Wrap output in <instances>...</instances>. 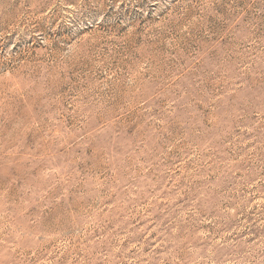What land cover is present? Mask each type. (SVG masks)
Listing matches in <instances>:
<instances>
[{"label":"rangeland","instance_id":"1","mask_svg":"<svg viewBox=\"0 0 264 264\" xmlns=\"http://www.w3.org/2000/svg\"><path fill=\"white\" fill-rule=\"evenodd\" d=\"M0 264H264V0H0Z\"/></svg>","mask_w":264,"mask_h":264}]
</instances>
